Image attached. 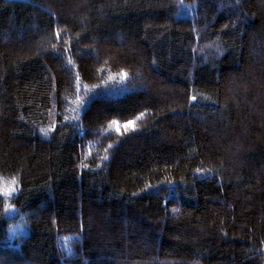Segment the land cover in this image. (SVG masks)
<instances>
[{"label": "trees", "instance_id": "trees-1", "mask_svg": "<svg viewBox=\"0 0 264 264\" xmlns=\"http://www.w3.org/2000/svg\"><path fill=\"white\" fill-rule=\"evenodd\" d=\"M0 264H264V0H0Z\"/></svg>", "mask_w": 264, "mask_h": 264}, {"label": "snow or ice", "instance_id": "snow-or-ice-1", "mask_svg": "<svg viewBox=\"0 0 264 264\" xmlns=\"http://www.w3.org/2000/svg\"><path fill=\"white\" fill-rule=\"evenodd\" d=\"M142 116H143V114H141L140 117H137V119H141ZM113 124H117V122H116V121H113ZM133 124H134V121H128V123L124 125L125 130H127V129H128L130 126H132ZM116 130L119 131V125H118V124H117V129H116ZM12 183L15 184L16 181L13 180ZM4 194H5V195H8L9 192H8V191H5Z\"/></svg>", "mask_w": 264, "mask_h": 264}, {"label": "rangeland", "instance_id": "rangeland-1", "mask_svg": "<svg viewBox=\"0 0 264 264\" xmlns=\"http://www.w3.org/2000/svg\"><path fill=\"white\" fill-rule=\"evenodd\" d=\"M7 189H8V190H12L11 188L5 186V187H4V191H6ZM11 209H14V208H11ZM10 213H14V211H13V210H10Z\"/></svg>", "mask_w": 264, "mask_h": 264}]
</instances>
